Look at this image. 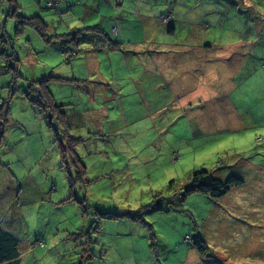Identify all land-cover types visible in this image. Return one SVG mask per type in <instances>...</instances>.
Returning <instances> with one entry per match:
<instances>
[{
	"label": "rangeland",
	"instance_id": "obj_1",
	"mask_svg": "<svg viewBox=\"0 0 264 264\" xmlns=\"http://www.w3.org/2000/svg\"><path fill=\"white\" fill-rule=\"evenodd\" d=\"M86 3L91 11L84 15L80 2L64 12L68 2L59 0L53 12L45 0H0V228L19 240L11 264H264V127L222 122L227 88L240 80L230 94L233 116L255 113L242 94L261 95L264 103V66L252 74L250 65L246 86L231 50L224 51L226 37L247 34L264 42V0ZM63 13L73 29L97 25L124 42L118 56L99 49L103 76L87 67L94 52L87 41L71 60L61 54L63 37L54 34L69 32L59 22ZM168 13L175 33L168 32L169 19L164 22ZM18 15L42 16L49 42L18 24ZM93 19L96 24L86 25ZM172 35L216 46L210 51L215 58L195 66L210 73L208 93H214L197 111L212 114L215 104L219 119L202 135L195 119L188 120L193 109L158 93L142 92L152 96L150 103L133 93L151 82L142 77L154 50L149 43ZM248 61L253 65L251 56ZM202 74L194 79L204 86ZM44 76L67 121L48 114L29 89L28 80ZM201 170L222 181L234 174L243 183L218 199L187 194L192 174ZM186 235L201 237L207 250L199 252Z\"/></svg>",
	"mask_w": 264,
	"mask_h": 264
},
{
	"label": "crops",
	"instance_id": "obj_2",
	"mask_svg": "<svg viewBox=\"0 0 264 264\" xmlns=\"http://www.w3.org/2000/svg\"><path fill=\"white\" fill-rule=\"evenodd\" d=\"M61 1V0H60ZM68 2V5L63 6L66 9H63L64 12H71V4L74 2H80L87 8L86 0H66ZM59 5V4H58ZM93 10V9H92ZM91 11V8H87L84 15L89 13ZM96 12H99L97 9ZM64 14V13H63ZM242 14V13H240ZM103 16V15H102ZM64 18V20H63ZM62 24H65V26L68 28V31L75 30L78 27L74 26L69 27L68 22H73L72 20H69L67 15H63L61 20L59 21ZM96 19L91 20L88 24H96ZM176 22V21H175ZM243 23V21H241ZM241 23V28L243 27V24ZM84 24V23H83ZM174 21L173 19L170 20L169 26H168V32L169 33H175L176 29L173 26ZM81 27H85V24ZM80 27V28H81ZM170 27H172L170 29ZM63 30V28H62ZM59 32V31H58ZM56 32V33H58ZM63 33V31H62ZM163 38V37H162ZM231 37H226L224 39V51L229 52L231 50L230 55L228 56L230 60L234 59L235 64L238 65L237 74L243 75V82L248 86V77L251 75V71L249 70L250 65L252 67V74L257 73V71L260 69L261 66H264L262 64L261 60H264V42H260V39L262 37L255 36L254 38L250 37L249 35H240L238 39L235 40H229ZM150 39V38H149ZM164 40V41H163ZM202 39H195L194 37H179V36H171V39L169 41H166V38H163L161 42H158V44H155L156 41H151L149 44V48H153L154 50H151L150 57L146 59V64L148 66V69H145V72L142 77H145V80H151L149 84H144V86H141V90L136 88L133 90L134 96L136 98H145V102L150 103L152 96L151 95H145L144 93L149 94H159L158 99L163 100L167 99L170 101V99L177 100L181 103V106H188L189 109H193L192 111L188 112V120L191 121V118L193 117L195 119V122L198 123L196 129L197 133L199 135H202L204 131V128L208 127V124L210 125L212 123L219 122L218 117L215 114L216 111V105L213 104V112L212 114H209V110L203 112V110H198L197 108H200L201 105L205 106L207 99H212V96L214 93L209 94L208 90L211 88V80H210V73L205 72L202 74L201 72L196 71L195 66L198 62H205V60H210L213 57V54L210 53V51L215 48L214 45L210 43H201ZM132 43V42H129ZM260 43V45H259ZM99 49L100 51H107V55H117L118 51H108L105 50V48H94V52H92L93 57L91 58L88 56V65L90 72H95L99 77L103 76V71L100 66V60L98 58L99 56ZM85 50V49H84ZM113 53V54H109ZM190 55L191 60L189 59L187 64L186 60H183L184 56ZM116 56V57H117ZM249 56L252 57L253 65L249 63L248 58ZM128 58V56H127ZM91 59V60H90ZM192 61V62H191ZM189 65V66H187ZM244 71H239L243 69ZM199 70V69H197ZM209 70V69H204ZM203 76V80H205V85H202L201 79L195 80L194 77L196 75V72ZM154 78H157L156 80H153ZM159 78V79H158ZM215 78V76H214ZM216 80V79H215ZM241 80L239 83H235V85L231 88H227L226 93V100H225V106L228 107L226 117L222 122L228 126L235 127V129H239L244 126L245 123H248L249 128H252V130H259V128L264 127V116H261L259 114L258 106L262 103V97L261 95L255 96L252 94H249V92L242 94V98L244 99L245 96H248V99L246 98V101L253 106V109L255 113L253 112V117H248L242 119L239 115L233 116L231 109L232 106H234L233 100L230 97V94H234V91L238 89L239 85L241 84ZM213 83V82H212ZM261 90V87H260ZM156 91V93H154ZM162 91H166L165 94L162 93ZM249 91V89H248ZM144 92V93H142ZM209 95V97H208ZM264 105V103H262ZM211 106V105H210ZM244 110V109H243ZM245 111V110H244ZM168 122L164 124V127H166ZM209 125V126H210ZM149 128L151 126H148ZM166 129V128H165ZM195 132L194 134L197 135ZM194 135V136H196ZM254 167H260L258 165H252Z\"/></svg>",
	"mask_w": 264,
	"mask_h": 264
},
{
	"label": "trees",
	"instance_id": "obj_3",
	"mask_svg": "<svg viewBox=\"0 0 264 264\" xmlns=\"http://www.w3.org/2000/svg\"><path fill=\"white\" fill-rule=\"evenodd\" d=\"M48 0H45V8L48 10L58 11L57 7L59 4V0L57 1L55 6H48ZM19 7V5H17ZM15 16V13H14ZM19 16V17H18ZM18 24L23 23L24 25H28L39 33V35L46 41L49 42L52 35L48 36L49 23L40 15L33 16H24L18 15ZM168 17L165 21H170L172 15L169 13L166 15ZM168 21V22H169ZM172 27H170L171 29ZM113 29L116 31V25L113 26ZM55 36L63 37L62 46H61V54L67 59L71 60V58L78 54L79 51V42L85 40L92 45L94 48H105L108 51H122L124 42L117 41L113 39L110 34L98 27L97 25L86 26L77 28L75 30H70L69 32L64 33H56ZM53 35V36H54ZM13 48V46H12ZM14 53V50H13ZM262 64H264V60H261ZM50 76H44L40 79L36 80H28L29 89L38 93L40 99L38 102H41L44 105L46 112L51 114L52 117L57 116L60 120V123L67 121L69 117L58 110L57 101L52 97L47 89V82ZM61 77H57L60 79ZM62 79V78H61ZM33 100L34 98H31ZM64 100H60V104H65ZM53 120V118H51ZM174 121V120H173ZM169 122L165 127L166 130H169V125L173 122ZM1 137V131H0ZM260 139V138H259ZM179 151L173 152V159L177 160L179 158ZM82 168V167H80ZM243 183V180L238 176L231 174L225 180H220L215 175L211 174L207 170H201L192 174V183L185 190L187 194L200 192L207 194L211 198L218 199L223 197L232 187L240 186ZM188 236V235H186ZM190 237V236H189ZM190 243H192L199 252L204 253L207 250V245L201 237H197L196 239H191ZM19 240L11 234L9 231H6L0 228V264H11L19 257Z\"/></svg>",
	"mask_w": 264,
	"mask_h": 264
},
{
	"label": "built area",
	"instance_id": "obj_4",
	"mask_svg": "<svg viewBox=\"0 0 264 264\" xmlns=\"http://www.w3.org/2000/svg\"><path fill=\"white\" fill-rule=\"evenodd\" d=\"M57 1L58 0H48L47 5L53 7V6L56 5ZM184 240L187 241V242H190V237L189 236H185Z\"/></svg>",
	"mask_w": 264,
	"mask_h": 264
}]
</instances>
